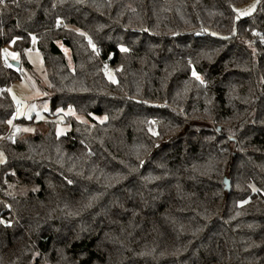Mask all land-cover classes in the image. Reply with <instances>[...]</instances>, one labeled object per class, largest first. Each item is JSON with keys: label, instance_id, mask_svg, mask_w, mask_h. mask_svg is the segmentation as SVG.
I'll return each mask as SVG.
<instances>
[{"label": "trees", "instance_id": "16d2710c", "mask_svg": "<svg viewBox=\"0 0 264 264\" xmlns=\"http://www.w3.org/2000/svg\"><path fill=\"white\" fill-rule=\"evenodd\" d=\"M248 1L0 3V264H264V0L238 18ZM34 42L70 130L49 114L12 144L22 73L3 49L31 70Z\"/></svg>", "mask_w": 264, "mask_h": 264}, {"label": "rangeland", "instance_id": "374dc122", "mask_svg": "<svg viewBox=\"0 0 264 264\" xmlns=\"http://www.w3.org/2000/svg\"><path fill=\"white\" fill-rule=\"evenodd\" d=\"M258 5V0H250L245 4L236 7L237 17H243L253 14ZM35 42L32 48L27 50L26 57L31 64L32 69L29 70L24 66L16 67L22 73L20 80L14 81L8 87V92L15 105V118L24 119L26 122H19V129L22 133H35L42 129L41 122L48 119L50 114L55 121H57V133L59 135L66 134L70 130V126L64 123V115L59 111L52 114L50 104V82L44 66V59L42 53L35 48ZM66 54L70 58V51L67 47L62 46ZM12 52L13 49L10 45H7L3 49L4 58L6 63L12 64L13 61H19L12 59L8 52ZM105 74L110 81H116V74L113 68H107ZM73 113V112H71ZM64 114H68L65 112ZM76 117L82 121H87L88 118L81 114H75ZM98 119H104L100 116ZM6 160V154L2 148H0V166Z\"/></svg>", "mask_w": 264, "mask_h": 264}, {"label": "built area", "instance_id": "2783aa9c", "mask_svg": "<svg viewBox=\"0 0 264 264\" xmlns=\"http://www.w3.org/2000/svg\"><path fill=\"white\" fill-rule=\"evenodd\" d=\"M20 135V129L18 122L14 119L11 122L9 131L3 136V140H6L9 143L14 144L17 140V138Z\"/></svg>", "mask_w": 264, "mask_h": 264}, {"label": "water", "instance_id": "95a60500", "mask_svg": "<svg viewBox=\"0 0 264 264\" xmlns=\"http://www.w3.org/2000/svg\"><path fill=\"white\" fill-rule=\"evenodd\" d=\"M12 65L14 67H19L20 66V62L19 61H13ZM223 183H224V186H225L226 193L229 194L231 192V190H232L230 179L228 177H225Z\"/></svg>", "mask_w": 264, "mask_h": 264}, {"label": "crops", "instance_id": "0c3cea01", "mask_svg": "<svg viewBox=\"0 0 264 264\" xmlns=\"http://www.w3.org/2000/svg\"><path fill=\"white\" fill-rule=\"evenodd\" d=\"M10 46L12 47V44H10ZM8 53L11 55L12 59H15V60L18 59V55L14 51H12V52L9 51ZM13 54H15V55L13 56Z\"/></svg>", "mask_w": 264, "mask_h": 264}, {"label": "snow or ice", "instance_id": "6c2138e0", "mask_svg": "<svg viewBox=\"0 0 264 264\" xmlns=\"http://www.w3.org/2000/svg\"><path fill=\"white\" fill-rule=\"evenodd\" d=\"M0 3H3V0H0ZM122 51H126V49H121ZM15 54H13V56H14ZM193 75L195 76L196 75V73L195 72H193ZM197 79H199V77L197 76ZM0 162H2V161H0Z\"/></svg>", "mask_w": 264, "mask_h": 264}]
</instances>
